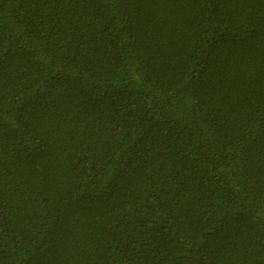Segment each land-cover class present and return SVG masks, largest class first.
Wrapping results in <instances>:
<instances>
[{"label":"trees","instance_id":"1","mask_svg":"<svg viewBox=\"0 0 264 264\" xmlns=\"http://www.w3.org/2000/svg\"><path fill=\"white\" fill-rule=\"evenodd\" d=\"M0 264H264V0H0Z\"/></svg>","mask_w":264,"mask_h":264}]
</instances>
